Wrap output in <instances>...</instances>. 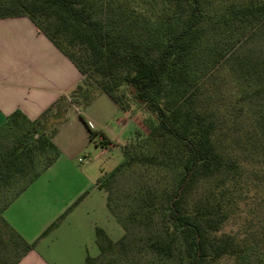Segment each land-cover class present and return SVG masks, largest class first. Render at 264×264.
Segmentation results:
<instances>
[{"label": "trees", "instance_id": "1", "mask_svg": "<svg viewBox=\"0 0 264 264\" xmlns=\"http://www.w3.org/2000/svg\"><path fill=\"white\" fill-rule=\"evenodd\" d=\"M208 4L0 0V20L28 17L84 77L69 96L79 110L105 94L122 112L143 108L145 114L148 134L124 146V161L96 184L107 193V207L125 234L113 241L96 227L99 255H88L85 264H145V254L154 264H264V220L257 223L250 212L243 216L241 208L249 204L256 181L264 182V55L224 58L237 80L251 89L240 99L248 105L252 128L233 155L219 138L217 90H210L206 72L195 68L207 35ZM219 16L222 31L264 28V0L230 2ZM80 116L90 140L101 136L96 144L108 147L107 136ZM44 117L31 121L16 111L0 128V241L13 256L3 264H18L36 245L3 213L60 155L53 135L42 129ZM126 173L133 176L131 191L113 204L112 185ZM20 183L23 187L6 200L5 193ZM136 229L146 233V241L138 240Z\"/></svg>", "mask_w": 264, "mask_h": 264}, {"label": "crops", "instance_id": "2", "mask_svg": "<svg viewBox=\"0 0 264 264\" xmlns=\"http://www.w3.org/2000/svg\"><path fill=\"white\" fill-rule=\"evenodd\" d=\"M83 79L84 77L76 66L37 29L28 17L0 20V128L16 111H21L31 121H37L47 115L65 116L69 107L76 109V116L72 114L70 125L67 126V123H64L61 127L64 131L72 129L74 134H77V138L75 135L72 136L71 141L62 146L57 141L56 135L52 137L57 148L60 151L65 148V151H61L57 160L3 213L5 220L29 243H35L39 236L60 216V212L66 210L67 206L61 211L54 210L58 213L52 215L53 212L43 204L45 198L43 195L28 193L33 191L37 183L42 182L40 193L50 192L52 195H57L54 191L58 186H62L59 182H67L71 174H76L73 173L75 172L73 160H75V153L80 145L84 142L96 143L104 139L98 136V139L96 137L94 141H91L88 128L80 115L92 126H90L92 129L102 131L111 141L106 148L97 144L105 151L115 145L125 146L132 138L131 135L125 136L130 133V126L132 123L136 127L138 125L136 120L131 118L132 113L122 112L114 102L110 104V120L114 121L116 131L109 127L107 121H102L99 116L89 113L97 99L86 108L84 115L72 104L69 97ZM103 175L104 172H101V177ZM73 182L74 179L71 180L72 184ZM79 182L82 184V181L76 178L74 185L78 187ZM69 186V183L65 185L66 188ZM81 188L83 185L78 187L79 194L85 190ZM96 188L105 193L107 205V193L99 189L97 185ZM27 194L30 195L31 204L29 203L28 207L21 206L19 204L21 198ZM28 211L46 212L51 215H47L44 221L46 223L39 227L30 223L24 224V218H21L24 215L21 214ZM95 229L96 225L77 215V209H75L46 237L36 242L34 249L18 264H84L86 257L90 255L92 246L97 245ZM98 255L99 252L94 257Z\"/></svg>", "mask_w": 264, "mask_h": 264}, {"label": "rangeland", "instance_id": "3", "mask_svg": "<svg viewBox=\"0 0 264 264\" xmlns=\"http://www.w3.org/2000/svg\"><path fill=\"white\" fill-rule=\"evenodd\" d=\"M210 1L211 4H208L207 7L205 6L206 18L204 20V26L206 28L207 35L205 36V42L200 49V54L197 58V65L195 68L200 72L205 71L206 77L204 81L208 82L207 85L211 87L210 90H217V94L214 93L213 96H215L216 99L215 106L219 107L217 114L218 122L221 125L219 138L221 140V144L225 146L233 155H236L241 151V147L245 141L246 132L252 128L247 118L248 105L240 99L241 96L243 97L246 93H250L251 89H246L245 84L237 80V76H235L232 72L230 62H227V60L236 55H264V28L257 27L246 31L236 28H233L230 31H225L224 28L222 31L221 27L224 26L219 25L217 22L220 17L219 14L223 10V6L230 2L239 3V0ZM225 56H228V59L226 58L227 60L225 59L226 61L224 62ZM96 99L97 101L90 109L89 113L94 116H99L102 121H107L109 127L116 131L117 128H115L114 121L110 120V104H113V101L105 94L98 96ZM75 111L76 109L69 107V111L65 116H60V114L55 117L50 115L45 116L42 129L52 134V137L56 135V139L60 142V145H67L73 138L72 136L75 134L72 129L71 131H64L61 125L67 123V126H69L72 114L76 116ZM85 111L86 109L81 110L84 115L86 113ZM144 115L143 108H135L132 112L131 118L136 120L138 125L136 127V125L132 123L130 126V133H127L128 135L125 136L129 137L131 135L132 138L125 146L134 142L139 135L144 136L148 134V129L143 122ZM75 137L77 138V134ZM123 147L115 145L113 148L105 151L101 147H98L95 142H84L75 153V160H73L75 165V167H73L75 168V172L73 173L76 174H71L70 180H67V182H59L62 186H58V188H56L57 190L54 191L57 195H52L50 192L40 193V188L42 189V186L40 187V185L43 184L42 182L41 184L37 183L33 191L28 194L43 195L45 197L43 199V204L47 209L49 208V211L53 212L52 215H54V213H58L54 212V210L61 211L63 207L67 206L64 212H60L61 216L71 206H73L67 216L73 210L77 209V215L88 219L90 222L94 223L96 227L103 228L113 241H118L124 236L125 230L109 211L106 205L105 193L98 190L96 188V184L99 177H101V172H104V174L110 173L124 161ZM61 151H65V148ZM61 151L59 150V152ZM40 166L41 165H39L38 168H40ZM82 172H84V174ZM76 178L82 181V184L79 182L78 187L83 185V188L81 189H85L81 194L78 192V187L74 185ZM262 178L264 180V175H262ZM73 179L74 182L72 184L71 180ZM68 183L70 186L69 188H66L65 185ZM263 183H261V181H256L259 189L254 190L257 185H253L254 189L248 197L249 204L243 203L241 207L244 211L243 216H247V214L249 215L250 212L252 213V216H255V221L257 223H259L262 219L264 220V190L260 189L261 187L264 189ZM132 185V175L126 173L119 176L112 185L113 204L118 205L119 200H122L123 197L131 191ZM21 187H23V183L13 186L9 192L5 193V199L8 200L14 193L18 192ZM37 188H39L38 191ZM28 194L21 198L19 203L21 206L28 207L30 203V195ZM2 204V200L0 199V207ZM21 215H24V217H21L24 218V224L30 223L34 226L36 225L41 227L44 223H46L44 222L46 221V216H50L51 214H47L46 212L28 211ZM134 232L137 233L138 240L141 239V237H144L145 241L147 240L145 232L143 233V231H139L137 229L134 230ZM41 239V236H39L35 242H39ZM97 252H99L97 245H93L90 250V256L94 257ZM136 256L140 257L141 254L139 256V254L136 253ZM7 257L13 258L10 253L5 252L4 245L1 240L0 264H3L4 258ZM141 260L145 264H154L152 263L153 257L151 255H142Z\"/></svg>", "mask_w": 264, "mask_h": 264}, {"label": "built area", "instance_id": "4", "mask_svg": "<svg viewBox=\"0 0 264 264\" xmlns=\"http://www.w3.org/2000/svg\"><path fill=\"white\" fill-rule=\"evenodd\" d=\"M80 161H82V160L80 159Z\"/></svg>", "mask_w": 264, "mask_h": 264}]
</instances>
